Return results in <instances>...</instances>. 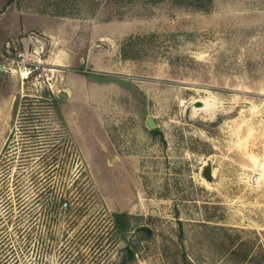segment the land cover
Returning <instances> with one entry per match:
<instances>
[{
  "label": "rangeland",
  "instance_id": "374dc122",
  "mask_svg": "<svg viewBox=\"0 0 264 264\" xmlns=\"http://www.w3.org/2000/svg\"><path fill=\"white\" fill-rule=\"evenodd\" d=\"M0 242L264 264V0H0Z\"/></svg>",
  "mask_w": 264,
  "mask_h": 264
},
{
  "label": "trees",
  "instance_id": "16d2710c",
  "mask_svg": "<svg viewBox=\"0 0 264 264\" xmlns=\"http://www.w3.org/2000/svg\"><path fill=\"white\" fill-rule=\"evenodd\" d=\"M46 96L49 98H53V94L50 91L46 92ZM29 101H31V99L29 97L24 98V102H29ZM63 205H66L69 208L70 207V201L64 200ZM113 216L115 217V220H117V221L118 220L120 221L121 218H126L128 220H130L132 218V216L130 214L117 213V212L113 213ZM2 247H3L2 242H0V250ZM4 255L5 254H3L2 251H0V264H11L15 260L14 259L11 262H10V258L5 260L6 258H3ZM19 262H20L19 260H16V263H19Z\"/></svg>",
  "mask_w": 264,
  "mask_h": 264
},
{
  "label": "water",
  "instance_id": "95a60500",
  "mask_svg": "<svg viewBox=\"0 0 264 264\" xmlns=\"http://www.w3.org/2000/svg\"><path fill=\"white\" fill-rule=\"evenodd\" d=\"M60 96H62L64 98H67L68 97V94L65 93V92H61L60 93ZM199 104H202V103L199 102ZM149 125L152 126V127H156L157 126V124H154L151 119L149 120ZM203 175L208 180H211L212 179V177H213V170H212V166L211 165H208V166L205 167L204 172H203Z\"/></svg>",
  "mask_w": 264,
  "mask_h": 264
},
{
  "label": "bare ground",
  "instance_id": "6f19581e",
  "mask_svg": "<svg viewBox=\"0 0 264 264\" xmlns=\"http://www.w3.org/2000/svg\"><path fill=\"white\" fill-rule=\"evenodd\" d=\"M208 100L207 99H204V100H198L197 102H201L203 104L202 107H197L198 109H204V108H207L209 107V102H207ZM195 110V109H194ZM195 111L192 112V114L194 113Z\"/></svg>",
  "mask_w": 264,
  "mask_h": 264
}]
</instances>
